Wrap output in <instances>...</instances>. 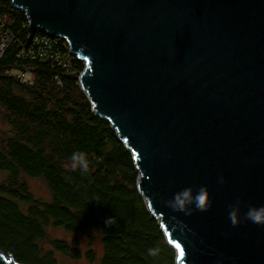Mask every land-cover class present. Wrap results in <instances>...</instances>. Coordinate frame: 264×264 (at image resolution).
I'll return each mask as SVG.
<instances>
[{"label": "water", "instance_id": "water-1", "mask_svg": "<svg viewBox=\"0 0 264 264\" xmlns=\"http://www.w3.org/2000/svg\"><path fill=\"white\" fill-rule=\"evenodd\" d=\"M10 1L29 34L83 61L79 84L131 151L175 264H264V225L244 219L264 205V0ZM188 187L207 189V211L166 206Z\"/></svg>", "mask_w": 264, "mask_h": 264}, {"label": "trees", "instance_id": "trees-1", "mask_svg": "<svg viewBox=\"0 0 264 264\" xmlns=\"http://www.w3.org/2000/svg\"><path fill=\"white\" fill-rule=\"evenodd\" d=\"M0 16V251L22 264H60L55 252L80 258V237L97 232L96 264H175L137 189L131 151L79 84L83 61L63 39L29 34L25 13L10 0H0ZM78 150L87 154V173L70 166ZM26 177L43 179L49 199L34 196ZM51 227L69 239H50ZM86 257L95 264L92 251Z\"/></svg>", "mask_w": 264, "mask_h": 264}, {"label": "clouds", "instance_id": "clouds-1", "mask_svg": "<svg viewBox=\"0 0 264 264\" xmlns=\"http://www.w3.org/2000/svg\"><path fill=\"white\" fill-rule=\"evenodd\" d=\"M70 166L72 170H79L81 173H87L89 169V161L87 154L84 151H75L70 157ZM166 206L173 212H182L185 215H191L193 206L198 211H207L211 207V201L208 199V192L205 187H200L194 194L191 187L185 188L176 192L173 198L166 201ZM239 202L237 206L232 207L229 212V219L233 226H236L239 217ZM112 217L105 220L108 225L112 221ZM245 220L259 225H264V205L260 207H249L248 211L244 214ZM148 254L155 256L158 254L157 249H149Z\"/></svg>", "mask_w": 264, "mask_h": 264}, {"label": "rangeland", "instance_id": "rangeland-1", "mask_svg": "<svg viewBox=\"0 0 264 264\" xmlns=\"http://www.w3.org/2000/svg\"><path fill=\"white\" fill-rule=\"evenodd\" d=\"M2 127L0 123V128ZM6 178V173L0 171V182L4 181ZM26 182L29 186L30 191L32 194L36 197L42 198V199H49L50 194L49 190L47 187L46 182L41 179V178H31V177H26ZM49 238H64V239H69L70 235H68L62 228H56V227H51L49 230ZM80 246H81V252L82 256L77 259H72L67 255H64L59 252L54 253V257L56 258V261L60 264H91L86 257V253L88 251H92L95 256V261H93L95 264L99 261L100 256H101V240H100V235L97 232H93L91 235V239H88L86 236H81L80 237ZM45 249H50L49 244H45L44 246Z\"/></svg>", "mask_w": 264, "mask_h": 264}, {"label": "built area", "instance_id": "built-area-1", "mask_svg": "<svg viewBox=\"0 0 264 264\" xmlns=\"http://www.w3.org/2000/svg\"><path fill=\"white\" fill-rule=\"evenodd\" d=\"M1 20H2V18H1V16H0V22H1ZM50 38V37H49ZM51 39H54V38H51ZM59 39V38H58ZM4 42V41H3ZM4 46V43H2L1 45H0V51H1V49H2V47Z\"/></svg>", "mask_w": 264, "mask_h": 264}]
</instances>
